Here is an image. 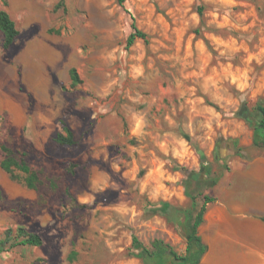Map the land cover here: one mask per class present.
Listing matches in <instances>:
<instances>
[{
  "label": "rangeland",
  "instance_id": "374dc122",
  "mask_svg": "<svg viewBox=\"0 0 264 264\" xmlns=\"http://www.w3.org/2000/svg\"><path fill=\"white\" fill-rule=\"evenodd\" d=\"M6 1L19 34L6 49L0 30V146L41 182L14 169L4 189L36 193L0 190V231L8 213L33 216L44 264H144L133 236L182 248L174 212L192 200L179 168L210 162L200 206L230 157L252 154L264 0ZM132 16L147 41L128 46ZM61 120L75 145L56 141Z\"/></svg>",
  "mask_w": 264,
  "mask_h": 264
},
{
  "label": "crops",
  "instance_id": "0c3cea01",
  "mask_svg": "<svg viewBox=\"0 0 264 264\" xmlns=\"http://www.w3.org/2000/svg\"><path fill=\"white\" fill-rule=\"evenodd\" d=\"M250 151L251 155L230 157L228 168L223 169L213 183V193L205 192L214 199L207 203L204 221L199 227V235L207 246L201 258L203 264H264V147L252 146ZM4 157L5 151L0 146V190L3 195L23 197L36 193L34 189L18 188L12 193L4 189L13 184L10 174L1 165ZM6 217L0 239L5 238L8 228L16 230L18 227L41 236L31 226L28 217L33 216L16 219L15 213H8ZM29 246L31 252L22 244L1 252L0 264H44L48 257L42 249L43 244ZM186 247L185 242L177 250L185 254Z\"/></svg>",
  "mask_w": 264,
  "mask_h": 264
},
{
  "label": "trees",
  "instance_id": "16d2710c",
  "mask_svg": "<svg viewBox=\"0 0 264 264\" xmlns=\"http://www.w3.org/2000/svg\"><path fill=\"white\" fill-rule=\"evenodd\" d=\"M124 1L125 0H119L120 3H123ZM4 5L7 6L6 0H4ZM132 19L133 31L127 38L128 46L132 45L137 38L147 41V34L137 27L133 16ZM0 30L4 34V47L7 49L15 42L19 30L15 21L5 8L0 9ZM69 72L72 86L75 87L82 83V79L76 67H71ZM253 114V117H247V121L254 130L253 145L259 148L264 147V104H258ZM61 123L64 125L66 134L58 132L55 138L56 141L61 145H75L76 139L74 138L72 129L66 125L64 120H61ZM236 142L237 141H235V143ZM219 148V145L216 146L218 156H220L218 152ZM3 150L5 151V157L1 161L2 167L12 177H15L14 169L21 170L25 173L24 180L26 185L29 188H36L41 182L39 173L25 160L18 159L10 148L4 146ZM179 169L185 176V193L192 200V207L184 209V211L175 210L176 212H174L175 220L185 232L184 234L187 243L186 252L185 254H180L173 245L161 238H155L150 243V246H147L144 245L137 236H133L132 242L138 249L137 255L141 258L144 264H203L201 258L205 253L207 246L203 243L202 238L199 235V227L204 221L207 203L214 198L205 193L203 203L198 206L197 195H203L202 192H200L203 183L202 181L204 180L202 177H209L212 173L210 162L204 160L202 167L199 170H190L185 167H180ZM223 169L217 172L216 177ZM215 179L213 180V183L215 182ZM193 190L198 191L197 194L192 192ZM262 219L264 221V217ZM7 244L10 245L7 246ZM18 244L39 246L43 244V238L37 233L28 231L24 227H18L16 230L8 228L6 230L5 238L0 239V253L8 251L10 247Z\"/></svg>",
  "mask_w": 264,
  "mask_h": 264
}]
</instances>
